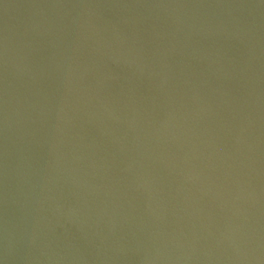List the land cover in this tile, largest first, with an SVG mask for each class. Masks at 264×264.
<instances>
[{"label":"water","instance_id":"obj_1","mask_svg":"<svg viewBox=\"0 0 264 264\" xmlns=\"http://www.w3.org/2000/svg\"><path fill=\"white\" fill-rule=\"evenodd\" d=\"M0 264H264V0H0Z\"/></svg>","mask_w":264,"mask_h":264}]
</instances>
